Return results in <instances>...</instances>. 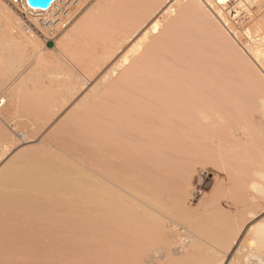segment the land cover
Returning <instances> with one entry per match:
<instances>
[{
    "label": "bare ground",
    "instance_id": "obj_1",
    "mask_svg": "<svg viewBox=\"0 0 264 264\" xmlns=\"http://www.w3.org/2000/svg\"><path fill=\"white\" fill-rule=\"evenodd\" d=\"M84 1L53 2L46 18L38 17L32 21L43 30L47 27L57 31ZM257 1L98 0L84 14L83 19L64 35L70 63L57 61L59 72L49 77L48 83L51 90L58 92L53 102L56 107L61 105L64 108V104L66 107L69 101L75 99H80L82 103L91 101L92 105L97 106L98 114L92 117L96 121L92 130L94 142H89L91 138L88 141L94 145L92 149L95 153L93 151L91 158L95 156V160L91 161L95 166L90 165L91 168H88L82 164L84 167L79 170L77 178L62 174V178L66 179L65 187L70 185L69 190L67 187L62 192V188L61 193L59 188L60 196H54L57 195L58 182L64 183L60 175L54 183L56 170L52 173L53 169H50L54 175L48 173L50 176L47 178L49 170H46V174L43 171L34 172L22 160V166L16 162L18 148L13 147L0 153V264H158L165 254L157 256L149 248L144 237L146 232L142 228L144 220H153L154 217L157 220L154 225L157 226H153L156 230L152 232H158L163 236L161 239L164 238L166 243L172 245L169 257L176 262H188L198 256L196 264H227L233 252L237 256L244 254L246 249L243 246L236 248L239 233L225 250L214 245L205 247L187 234L176 238L178 230L167 226L162 217L157 218V215L168 201V204L176 203L177 199L180 204L178 200L182 198H179L182 185L191 183L189 160L195 153L193 147L197 148L200 137L202 140L208 130L216 125L212 124V127L211 123L220 121L215 126L220 132H216L225 143L232 146L236 144L238 148L244 146L238 145L243 138L246 139L244 143H247L249 137L245 138L242 127L244 123H240L241 119L237 120L236 114L235 120L240 121L242 129H238L239 125L236 126L234 121L233 107H237L238 112L243 111L239 102L236 103L238 106L234 104L237 102L236 97L240 100L237 85L242 86L239 89H244L243 83L247 82V88L249 86L255 90L256 93L252 92L262 100L258 103L264 110V49H260L264 48V44L256 43L254 46L243 41V44L240 43L243 48L238 45L241 38L238 39V33L232 30L229 19L226 20L219 9H227L237 2L233 10L239 13V10L246 7L245 3L254 4ZM215 15L223 20V25ZM188 17L195 19V22L190 23ZM16 24V16L0 1V71L5 68L14 72L18 63L26 61L27 54H37L38 66L48 61L46 56L36 52L40 42L34 34L26 38L24 34L14 33ZM37 69L33 68L32 72L30 70L27 80L33 82L36 79L38 82L44 73ZM34 85L37 86V83ZM247 88L245 90L250 91ZM247 93L250 92L241 93V97ZM13 99H10L11 106L18 101ZM227 100H234L233 106L227 104ZM0 101H3V105L7 103L3 97H0ZM86 105L84 108L89 106ZM90 122L94 125L93 119ZM260 128L258 126V131ZM212 133L209 132L210 136ZM210 136L209 140L214 137ZM213 140L209 144L204 143L205 153L216 149L218 152V148H221L219 151L226 149L227 144L223 147L222 141H219L221 143L216 148ZM262 146L257 147V153L261 152ZM227 154L230 155L229 152ZM11 161L15 163L13 166L9 165ZM185 167L189 169L186 172ZM187 171L188 176H185ZM50 177L54 179L49 180ZM51 181L54 186L50 185ZM249 190L259 192L261 198H264V185L254 179L243 185V191L247 195L251 194V202L260 199L255 196L257 193H250ZM96 216H100V222ZM97 227L111 231L112 236H108L110 241L104 240V245L110 242L107 244L109 250L103 248L102 240L97 238ZM254 231L255 236L259 235L260 243L264 244V224H259ZM260 253L257 251L251 256L257 258L259 264H264V253ZM250 261L249 258L243 259V264H253ZM229 264H233V260Z\"/></svg>",
    "mask_w": 264,
    "mask_h": 264
},
{
    "label": "rangeland",
    "instance_id": "obj_2",
    "mask_svg": "<svg viewBox=\"0 0 264 264\" xmlns=\"http://www.w3.org/2000/svg\"><path fill=\"white\" fill-rule=\"evenodd\" d=\"M0 1H2L6 6H8L13 12V14L16 16L17 24L14 28V33L16 35L17 33L21 35L24 34L26 38L27 37L29 38L30 34H34L35 38L40 42V46L38 47L36 52L48 58L47 62L38 66L37 59H36L37 54L35 55L27 54L26 61L23 63L22 62L18 63L17 68L14 72H12L11 70H5V68L3 69V71L2 70L0 71L2 72L0 73V97L6 98L7 100V103L0 109V116H2L0 117V153L3 151H7L13 147L18 148L17 153H16V155L19 154L18 155L19 157L16 156L17 157L16 162L18 161L17 163L21 165L20 160H22L21 162L22 163L24 162L27 168H29L30 170L34 172L37 171L39 173L43 171V174L44 173L46 174V170L47 171L49 170L47 174L50 173L51 176L54 175L52 173H55L54 171L56 170V173L54 175V177L56 176L54 183H56L55 182L56 178L59 175H60V178L64 180L62 178V174H65V176L71 175L72 177L77 178L78 172L81 168H83L84 166H87L89 168L90 165L95 166L94 163L92 164V161L95 158V156L93 159L91 158L93 157V154L95 153L94 149H92L93 148L92 146L94 145H91L93 144L91 143V141L93 140L94 142L93 136L95 135H92V132H94L92 130L94 129L93 127L96 124L95 123L96 121L94 120V118L96 117L98 108L97 106L95 107V104L92 105V103H90L91 101L88 103H82L80 99H77V100L75 99L73 100L74 102L69 101L70 103L68 102L69 104H66V107H65V104L63 105L64 108L61 107V105L59 107L54 106L53 104L54 98L58 95V92L57 90H51V86L48 83V78L51 76L52 77L55 76V73L59 72L57 71L60 69L59 66L57 65V61H60L62 63H70V61H68L69 57L67 58V55H69L67 53L68 49L63 41L64 35H66V33H68L69 30L75 24H77L81 18L83 19L84 14L90 8H92L98 0H85L82 6L74 10V14L73 15L71 14L72 15L71 17L66 18L67 19L66 22L62 21L63 22L62 27L57 29L56 35L52 40H48L47 37H45L46 35L44 33L43 28L38 27L32 21L38 17L28 18L24 14L19 12L15 7H13V5L10 3V0H0ZM262 2L263 0H259V2L257 1L254 4L245 3L244 7L246 6L245 7L246 10L245 8L241 9L239 10V13H237L236 10H233L237 2L236 4L233 2V4L235 5H230L229 8L227 9L225 8L222 9L221 7L219 8L222 11V13L225 15L224 18L226 17V20L229 19L228 20V22H230L229 26L233 28L232 30H235V33L236 32L238 33L237 35V37L239 36L238 39L241 38L242 40L241 42H239L240 40L238 41V39L234 38L236 42L238 41L237 42L239 43L238 45H240V43H242L243 41L247 45L252 44L255 46L256 43H258L259 45L264 44V41H263L264 40V29H263L264 28V18H263L264 17V2L263 3ZM257 9L259 11L261 10L262 12L257 11ZM235 14L237 15L239 14V15L237 16ZM262 14H263V17H262ZM215 16L217 17L219 21L220 20L218 18L219 16L217 15ZM190 18L189 17L187 18L190 21V23L195 22V19L193 20ZM187 19H185V23H187L186 22ZM220 21H221L220 23L223 25V20H220ZM256 23L259 24L260 26H258ZM21 25L22 27H20ZM24 25H25V28H24ZM19 27L22 29H20ZM259 27H260V31L258 33ZM23 28L25 29V31ZM27 29H29L30 32H28ZM255 30L257 32H255ZM253 33L254 34L258 33L259 36L257 34L254 35ZM252 38L255 40V43L252 40ZM261 38H263V40ZM258 39H259V42H257ZM260 40L262 41V43H260ZM46 47L52 48L54 50L48 51ZM260 49L263 50L264 48L260 47ZM6 56L8 57V55ZM65 60L66 62H64ZM254 64L256 63L254 62ZM33 68L34 70L35 68L36 69L38 68L37 70L40 69V72L42 74L43 73L45 74V75L43 74L40 76L41 79L38 77L40 79V80L38 79V82H36V79L33 80V82L31 81V79H28L30 80L29 82L27 80V78L30 75V74L28 75V73L30 72V70L32 72ZM76 71L77 70H75V72ZM45 76H48V77L46 78ZM34 81L37 83V86L34 85L36 84L34 83ZM243 81L244 80H242L241 82ZM246 83L247 82L243 83L246 86V87L243 86L244 89L242 88L239 89L242 86L239 87L238 85H237L238 88H236L237 94L240 92L239 93L240 96L239 95L238 96L240 97V100H242L241 101L242 103L240 102V100H238L237 97L235 99L237 102H234V104L239 102L238 103L240 104L239 107L241 106L243 111L242 113L240 111L238 112L237 111L238 108L234 106L233 113H234V121H236V126H238L240 123L242 124L244 123L242 127L244 128L243 130L244 134H246L245 138L249 137L247 138V143L249 142L248 145L245 146V144L247 143L246 142L244 143L246 139L244 140L243 136H242L243 140L241 144H238L240 146L244 145L242 148L241 147L238 148L236 144L233 145L236 147L234 148L232 145H229V143L227 142L225 143L224 140L223 141L221 140V137H220L221 135L219 134L220 136H218L217 132L218 131L220 132L219 128L215 127L217 124L218 125L220 124V121L216 122L215 120V123L212 121L213 123H211V125L212 124H216V125H214V127L212 125L213 128L209 129L208 131L211 133L213 132V133L210 136L208 132V134H206L208 135L206 139H205L206 135H204L205 137L203 136L204 138L202 140H201L202 137H200V140L198 141L199 146L196 144L198 147L197 148L193 147V150L195 153L192 156L193 158L191 157L189 160V164L191 166L190 170L188 169L189 165L187 169L185 167V172L186 170H189V172L191 171V174H189V176H192V178H190L191 183L187 182L182 185L181 194L179 196V198L180 197L182 198H181V201L180 199L178 200L180 204L178 205L177 199H175L176 203L171 202V200L173 199L172 198L170 200L171 203L168 204L169 202L168 201L165 204L166 206L164 205L165 207H162L161 213L157 215V218L161 219L162 217L163 223L167 224V226H173L174 229L178 230V233H177L178 235L176 238H178L181 235L187 234L189 236H193V240L200 242V245L204 244L202 246H205V247L206 246L212 247V245H214V246L223 248L225 250L228 248L231 240L235 236H237V234L239 233L240 239L237 242L236 248L243 246L244 249H246L245 252L247 253L244 252V254L237 256L235 252H233L231 256L229 257V261H227V264H229L230 261L232 260H233V264H243V259H246V258H249V261L251 260L250 262L255 264L258 262V259L253 258L251 256L253 255L252 253H255L257 251L261 252L262 255L264 253V244L260 243L259 235L258 237L257 235L255 236L256 232L254 231V228L258 227L259 224L260 225L264 224V200H262L264 198H261L262 196H260V193L256 192L257 195L255 196H257V198H260L262 201L260 199H257V200L255 199L251 202L250 200L252 199L251 194L249 195L248 193L247 195L243 191V185L245 184L247 185V183H249L253 179L254 181H257L258 183L264 185L263 183L264 179L262 180V176L264 174V167H263L264 164H262V162L264 163V157H263L264 154H262V151H264V147H263L264 144H262L263 143L262 141H264L263 139L264 138V116H263L264 110L262 109L263 106H260V104L258 103V101L261 99L257 98L258 96L257 97L255 96L254 94L256 93L254 92L255 90H253L249 86H248L249 89L247 88ZM246 88L247 90H250V91H246L245 90ZM243 92L244 93L250 92V93L249 94L247 93V95L245 94L244 96L242 95L241 97V93L244 94ZM12 98H15V100L13 99L14 101L18 100L16 101L17 104L15 103L13 106H11ZM90 100H92V98ZM79 101L81 103H79ZM233 101L234 100L232 101L227 100L226 103L233 106ZM77 103L81 106V108ZM85 105L86 106L89 105L90 107L88 106L84 108ZM74 106H77V108H74ZM92 106H93L94 111L93 109H91ZM11 107H15V108H11ZM241 108L239 109L242 110ZM81 109L83 111H80ZM235 114H236L237 120L241 119L240 121L242 122L240 121L237 122V120H235L236 119ZM259 114H260V117H259ZM79 115L81 116L80 119H79ZM238 115L240 116L242 115V117ZM73 119L75 120L73 121ZM85 119L89 121V122L86 121L88 124L85 123ZM92 119H93V122L95 121L93 123L94 125H92V123L90 122V120ZM60 120H63V121H60ZM82 120L84 121V123ZM255 124L257 127L255 126ZM241 125H239L238 129H240ZM247 125H249L248 127L249 129L247 128ZM253 126H255L254 128L257 129L256 131L259 133L254 131V128L252 129ZM258 126L262 128V129L260 128L261 130L259 129L260 131H258ZM86 128H88L91 131V133ZM86 130L88 131V134H86ZM250 130H252L251 133L249 132ZM84 131H85V134H84ZM248 133L250 135H248ZM212 135H214V137ZM84 136L86 137L83 138ZM209 136L210 138L211 137L213 138L209 140L208 138ZM2 137H4L5 139ZM259 137L261 138V140H259L260 139ZM214 138H217V139H214ZM251 138L253 140H251ZM65 139L66 140L70 139L71 142L70 140H68L67 142L65 141ZM84 139L87 142H85ZM31 140H36V141L31 142ZM195 140L193 142H195ZM212 140L216 143L217 145L216 148H218V145L221 143V142L219 143V141H222L223 147H226V144H227L226 149L222 148L223 151L221 150L223 153L225 151V155L223 153H220L221 151L219 150L221 148L220 149L218 148L219 153L217 152V149L213 152H207V153H212L210 155L205 153L206 152L204 150L205 147L203 148L204 143L209 144L212 142ZM256 141L258 142L256 143ZM259 141H261V145ZM198 142L196 141L195 143H198ZM74 143L75 144L78 143L76 144L78 146H76ZM195 143H193V146H195L194 145ZM81 144L83 147L81 146ZM89 146H91V148H87ZM228 146H231V148L233 149L231 150V148ZM261 146H262V149H260L261 152L257 153L256 151H259L257 149H259ZM245 147H248V150L247 148L245 149ZM240 148L242 149L241 152H239ZM252 148H254V150ZM230 150L232 152H230ZM226 152L227 153L229 152L230 155H228ZM236 153H239L237 154L239 158L237 157ZM221 154L223 156H221ZM229 156L231 157L234 156L236 157V159H231V157ZM87 157H89V159H87ZM220 157H225L227 159H221ZM227 160L229 161L227 162ZM257 160H259V162H257ZM225 161L227 162V164ZM12 162L13 161H11V163L9 164L10 166L11 165L13 166V164H15V163L12 164ZM230 163L231 165L233 163V165L231 166ZM82 164L84 166H82ZM256 164L257 166L258 165L259 166L257 167ZM260 166L262 167V169L260 168ZM231 167H232V171H231ZM255 167H256V171H255ZM50 169L51 170L53 169V171H51ZM257 169L259 170V173H257L258 171ZM226 171L228 172L227 173L228 175L226 174ZM259 174H262V175L259 176ZM50 175L48 174V176L46 177L49 178ZM256 175L259 177H257ZM185 176H188V171ZM54 177H50L49 180H51V178L53 180ZM65 181L66 179L63 181L64 182L63 184H60V181L58 182L59 184L56 187L57 195H54V196H58V195L60 196V193H58L59 188H60L59 192H61L62 188H63L62 192L65 191L67 187H68L67 190H69L70 185L68 186L67 184V187H65L66 186ZM51 183L50 185H53V183L52 184ZM249 189L253 190L251 187H249ZM238 191H239V194H238ZM254 191H257V190L255 189ZM254 191H250V193L256 194ZM56 192L54 194H56ZM253 205L254 207H252ZM255 205H260V206L255 207ZM242 207L247 212L242 210ZM245 207H247V209ZM251 207L253 208V210ZM248 208L250 209L248 210ZM99 217H97L98 218L97 221L100 219ZM153 220L152 219L144 220L142 228L146 232L144 237L146 238L145 242L148 243L149 248L157 256L162 255L163 253L165 254V256L163 255L161 259H159L158 264H196L197 259L199 258L198 256L195 259H190L188 262L185 260L176 262L170 259L169 255H170V250L172 248V245L169 242L166 243L164 241L165 240L164 238L161 239V237L163 236H160L158 232H156L158 236L157 234L153 233L156 230V228H153V226L154 227L157 226V225H154L157 223L156 222L157 220H155V217ZM107 230L108 229H104V228L100 229L97 227L96 233L98 235L97 238L99 240H102L100 242L103 244V248H105L106 250H109V247H108L109 245L107 246V244H109L110 242H107L104 245V240L107 239V241L108 240L110 241L109 238L112 236V233L110 230L109 231ZM101 235L103 236L101 237ZM257 238H258V241H257ZM250 243L252 244V246H250L251 245ZM159 250L162 252L158 253L157 251ZM251 251H254V252H251ZM167 255L168 257H166Z\"/></svg>",
    "mask_w": 264,
    "mask_h": 264
},
{
    "label": "built area",
    "instance_id": "obj_3",
    "mask_svg": "<svg viewBox=\"0 0 264 264\" xmlns=\"http://www.w3.org/2000/svg\"><path fill=\"white\" fill-rule=\"evenodd\" d=\"M61 0H55L54 2H60ZM10 3L15 7L19 12L24 14L26 17H39L41 19L46 18V16L51 12V9L49 7L47 9H41L32 7L28 4L27 0H10ZM53 3V2H52ZM27 28V27H26ZM28 32H30L29 29H27ZM40 31V30H39ZM56 30L45 27L44 33L45 37H47L48 40H52L56 35ZM3 101H0V109L4 106Z\"/></svg>",
    "mask_w": 264,
    "mask_h": 264
},
{
    "label": "water",
    "instance_id": "obj_4",
    "mask_svg": "<svg viewBox=\"0 0 264 264\" xmlns=\"http://www.w3.org/2000/svg\"><path fill=\"white\" fill-rule=\"evenodd\" d=\"M55 0H27L32 7L47 9Z\"/></svg>",
    "mask_w": 264,
    "mask_h": 264
}]
</instances>
